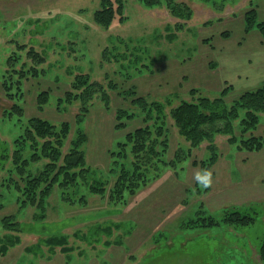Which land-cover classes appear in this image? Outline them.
Listing matches in <instances>:
<instances>
[{"label":"rangeland","instance_id":"rangeland-1","mask_svg":"<svg viewBox=\"0 0 264 264\" xmlns=\"http://www.w3.org/2000/svg\"><path fill=\"white\" fill-rule=\"evenodd\" d=\"M175 1L190 16L166 0H124V19L105 27L95 20L103 0H0V150L10 152L0 167V264H264V112L245 130L241 109L233 133L195 145L172 116L184 101L221 98L231 108L264 87V0ZM79 76L105 92L85 111ZM36 118L67 123L59 164L77 147L88 169L54 184L43 206L49 182L28 196L27 180L50 162L45 139L17 144ZM138 128L150 153L129 141ZM253 137L261 148L247 147ZM201 169L213 171L210 188L194 179ZM227 208L250 209L256 221L202 226Z\"/></svg>","mask_w":264,"mask_h":264},{"label":"trees","instance_id":"trees-1","mask_svg":"<svg viewBox=\"0 0 264 264\" xmlns=\"http://www.w3.org/2000/svg\"><path fill=\"white\" fill-rule=\"evenodd\" d=\"M143 1L148 5H154L160 0ZM123 2L124 0H103L102 9L95 12V20L105 27H109L117 15L120 16V20H123ZM166 2L173 14L190 16V8L188 6H182V4L177 3L175 0H166ZM245 18L248 27L257 23L256 10L252 9L247 11ZM259 27L264 31V22H260ZM74 84L75 88H81L82 90L81 93H78V96L83 101V111L87 110V104L85 103H87L89 99L93 97V95L100 92L105 93L102 84L97 81H90L89 77L87 76L77 77ZM47 94V92L42 93V96H46ZM137 102L145 103V99L140 97L137 101H135V103ZM217 104H221L222 106H216ZM241 109L246 111V116L241 120L242 125L244 126L245 130L251 129V127H253L258 122L259 112H264V87L261 86L254 90H247L243 92L231 108H228L226 103L223 102L221 98L215 99L214 101H209L205 97H202L197 101H184L172 110V116L174 117L181 133L190 139L192 144L195 145L205 138H210L219 132L233 133V120L240 116V113L238 112ZM31 126V129L27 130L26 134L23 136V139L19 138L17 140V144H24L25 142L23 140H26L27 138L32 140H36V137L45 139L42 144V152L46 156H49L50 162L45 165V172H43L39 178L27 180L28 196L33 195V191L35 190L37 184L39 185V183L44 179L49 182L47 187L42 190V195L39 200V205L43 206L44 198L48 195L51 187L54 184L57 182H60L61 184H68L74 181L78 176L86 178L88 169L84 168V155L81 150L77 149V147H73L68 153H66L59 164V160L62 157L60 146L62 145L64 135H66L68 131L67 123H64L63 126L58 129L48 120L36 118L33 119ZM145 130V128H138L135 130V134L130 133L128 135L129 141H134V151L140 154L143 152L150 153L151 150H153H150L149 146L145 145L146 140H143L144 134L146 133ZM248 142H256L252 145H247V147L250 149L261 148L262 146V142L257 137H253L251 141ZM34 157H37V153L34 154ZM9 158L10 152L8 148L3 145L0 150V167L3 163L7 162ZM20 159L21 158L18 151H15L14 160L18 166H20L19 170L21 171V168L23 169L25 167L23 165H26L27 163H21ZM76 169L81 170L76 171ZM62 176L64 181L61 180ZM249 210L250 209L241 211L239 208L224 209L223 216L220 219L210 216L207 220H205L207 222H204L202 226L208 225L211 227L220 226L222 224L231 226H249L256 221V212L250 213ZM2 222L5 228L11 230H17L19 226V223L17 222L12 223L10 217L4 218ZM6 249L7 245L0 247V254L4 253ZM259 251L261 259L264 261V234L261 240Z\"/></svg>","mask_w":264,"mask_h":264},{"label":"clouds","instance_id":"clouds-1","mask_svg":"<svg viewBox=\"0 0 264 264\" xmlns=\"http://www.w3.org/2000/svg\"><path fill=\"white\" fill-rule=\"evenodd\" d=\"M194 179L203 188H210L213 184V171L211 169H201L194 173Z\"/></svg>","mask_w":264,"mask_h":264}]
</instances>
